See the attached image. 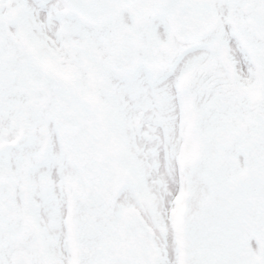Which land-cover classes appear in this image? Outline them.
<instances>
[{"label": "snow or ice", "instance_id": "snow-or-ice-1", "mask_svg": "<svg viewBox=\"0 0 264 264\" xmlns=\"http://www.w3.org/2000/svg\"><path fill=\"white\" fill-rule=\"evenodd\" d=\"M0 264H264V0H0Z\"/></svg>", "mask_w": 264, "mask_h": 264}]
</instances>
